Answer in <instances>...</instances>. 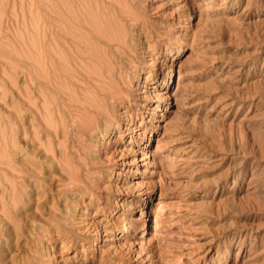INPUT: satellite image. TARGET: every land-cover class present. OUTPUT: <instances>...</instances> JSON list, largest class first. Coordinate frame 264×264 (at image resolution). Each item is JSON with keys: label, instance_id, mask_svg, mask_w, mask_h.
<instances>
[{"label": "rangeland", "instance_id": "obj_1", "mask_svg": "<svg viewBox=\"0 0 264 264\" xmlns=\"http://www.w3.org/2000/svg\"><path fill=\"white\" fill-rule=\"evenodd\" d=\"M52 3L0 0V264H264V0H134L141 33L118 25L141 73L111 135L88 141L95 166H72L87 193L59 180L63 141L45 133L36 44Z\"/></svg>", "mask_w": 264, "mask_h": 264}, {"label": "bare ground", "instance_id": "obj_2", "mask_svg": "<svg viewBox=\"0 0 264 264\" xmlns=\"http://www.w3.org/2000/svg\"><path fill=\"white\" fill-rule=\"evenodd\" d=\"M134 5H135L134 0H53V3L51 4V6L50 5L48 6V8L52 9V11L49 12V10H51L49 9V10H46L44 13L45 19L43 18L44 23H43V31H42V33L44 32V35L42 34L43 35L42 37L43 39L41 42L42 44L41 46L40 44H36L37 46L39 45L40 47V48L38 47L39 49L37 48L39 50L38 52L40 53L37 55L34 53L36 56H39L40 63L37 62L38 58L34 57V54L28 55V56H31L29 58H31L30 63H32V66L37 65L36 63H38L37 66L43 67L41 72L43 73V70H44V74L42 76L44 85H45L44 87L46 88L48 87L49 89H51V91L54 94L53 95L51 92V95H53V100H54L53 106L52 107L50 106L51 108L49 106H46V107L43 106L45 107L47 111V112L45 111L46 113L44 112V115L42 114L47 120L48 130L45 133L48 135H55L56 138L58 137L59 139L63 141L62 142L63 145L61 144L62 145L61 148L58 149L59 150L58 154L60 155L59 156L60 163L54 164L52 161V164L51 163L49 164L51 165L54 164L53 165V167H55L54 170L55 169L59 170V174H58L60 176L59 180L67 179V181L72 187H76L78 190L82 191V193L89 192L90 186L87 183L81 184L84 178L83 168L75 169L72 166H75L74 164H78L84 167L86 171H88L90 168L95 166L96 158H94L93 155H90L91 154L90 150H88V148H90V144H89L90 142L88 143V141H91L94 139L95 141L96 140L98 141L100 139L104 141L105 136L111 135V132L114 130V128L118 126L117 124L119 123V119L121 118L120 117L121 115L119 113L120 108L125 107L126 103L129 100L130 83L132 80H134L135 77L138 76V74L141 73L140 72L141 68L135 65L136 61L138 60L140 56L139 52L128 41L129 39H127L126 34H124L122 27L118 25V21L120 20L122 22L124 20H127L126 22L132 21L133 22L132 24L135 27L133 30L137 31L138 34L141 33L140 27L136 28L135 26L136 24H138V22L136 23L137 12L131 11V8ZM132 33L133 32H131V34ZM136 42L137 43L135 46L137 47L142 44L137 41V38H136ZM30 45L27 46V49L28 47H30ZM31 47H33V44L31 45ZM32 49L35 50V48L33 47L31 48V50H28V51L30 52L32 51ZM138 50L140 51L141 49H138ZM172 50H175L174 54H178L180 52V47L179 46L175 47ZM29 58L26 57V60ZM27 61L29 62V60ZM18 63H16L15 65H17ZM39 64L40 65L42 64V65L40 66ZM25 73H28L27 75H29L30 72L25 71ZM33 75H34V71H33ZM37 78H38V75H37ZM164 79H166V77ZM28 80H31V79H28ZM33 83L34 84L36 83L35 80L33 81ZM35 86L37 87V85ZM33 88L31 89L33 90ZM46 88H43L44 89L42 91L43 93ZM47 89L46 91L48 92ZM37 90H42V89L38 88ZM36 93L39 94L38 91ZM43 95L45 94H42L41 95L42 98H40L42 100H44ZM51 95L47 94L45 96L46 99L48 98L47 96H51ZM18 97H19V94H18ZM49 99H50L49 101L51 102L52 99L51 98ZM35 104H36V101H35ZM42 104L41 105L39 104L41 111H42V107H41ZM29 105L31 104L29 103ZM29 108L31 107L29 106ZM34 109L38 110V108H35V107ZM13 112L14 111L12 110V113ZM40 115L41 114L38 113V117H39V118L37 117L38 119L43 118V117L40 118L41 117ZM129 117L130 119L133 120L132 123L136 121L135 116L129 115ZM29 120L31 119L29 118ZM44 121L41 120L40 123L43 125H46L44 124L46 123ZM42 128L47 129L45 128V126ZM14 129L16 128L14 127ZM36 130L38 129H35V132ZM139 130H140L139 127H134L132 138L136 137L140 133ZM38 132L35 135L36 138L37 137L39 138V136L37 135ZM32 133H34V130ZM55 136H53V138ZM49 139L47 140L49 141ZM39 141L40 140L35 141V142H39ZM48 141H46V143ZM60 141L58 142L59 144H60ZM85 141L87 143H85ZM59 146L60 145H58L57 147ZM35 148L37 147L35 146ZM43 151L45 152V150ZM47 153L48 152L46 150L45 154ZM92 153L94 154L93 151ZM55 154L57 155V153ZM26 158L28 157H25V159ZM52 158H56V157H52ZM46 161H44L43 163H45ZM33 163H36V161ZM75 167H77V165ZM41 168L45 170V172L44 171L43 172L45 173L46 176L50 175L49 167L44 166L43 164ZM33 175H36L35 172H33ZM53 175H56V174H53ZM42 177H45V176H42ZM47 178H45V182ZM67 181H63V182L67 183ZM69 184L68 186H70ZM44 186L46 187V184ZM34 188H33V191H36L34 190ZM34 195L33 196L35 197L34 198L35 201L31 203L35 204V207L37 209L38 208L40 209L43 206V204L47 202V198L49 195H47V192L43 190L42 191L37 190ZM129 208L130 207H128V209ZM129 222L131 221H127L121 227V230L123 232H128ZM38 231L41 232V230L39 229ZM143 231L145 232V230ZM142 236L143 235H139V237H142ZM19 237H20L19 235L17 236V238L14 237L17 239L16 242L19 241ZM12 240L15 241V239H12ZM10 244L13 245L12 242ZM17 246L18 248H20L18 244ZM17 260H18V256L14 255L11 259V261L13 262L11 264H18L19 261ZM21 262L23 264H26L27 263L26 258L22 259ZM22 263H19V264H22Z\"/></svg>", "mask_w": 264, "mask_h": 264}]
</instances>
